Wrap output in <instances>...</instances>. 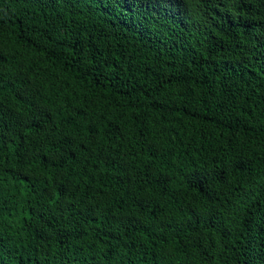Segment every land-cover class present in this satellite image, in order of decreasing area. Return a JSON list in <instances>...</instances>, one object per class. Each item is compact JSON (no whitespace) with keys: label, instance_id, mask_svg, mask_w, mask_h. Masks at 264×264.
Here are the masks:
<instances>
[{"label":"trees","instance_id":"16d2710c","mask_svg":"<svg viewBox=\"0 0 264 264\" xmlns=\"http://www.w3.org/2000/svg\"><path fill=\"white\" fill-rule=\"evenodd\" d=\"M0 264H264V0H0Z\"/></svg>","mask_w":264,"mask_h":264}]
</instances>
